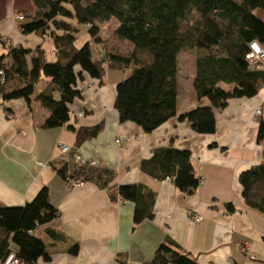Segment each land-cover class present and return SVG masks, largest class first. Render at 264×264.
Segmentation results:
<instances>
[{
	"label": "crops",
	"instance_id": "crops-1",
	"mask_svg": "<svg viewBox=\"0 0 264 264\" xmlns=\"http://www.w3.org/2000/svg\"><path fill=\"white\" fill-rule=\"evenodd\" d=\"M17 13H23L24 20L15 21ZM33 15L31 0H0V36L7 38L0 42L2 64L9 63L8 47L19 45L40 46L54 60L48 38L21 32ZM258 18L264 23V14ZM97 46L93 51L89 45L92 60L99 57ZM204 53L196 50L186 64L191 66L186 69L189 94H177L176 115L149 133L133 122L119 121L115 88L128 72L105 65L101 79L82 74L81 97L69 104V119L58 127H42L48 112L32 98H0V203L22 206L46 186L49 202L57 211L56 217L38 228L45 234L41 240L49 259L39 258L36 264H119L117 257L124 264H141L168 241L176 242L199 264H264V216L244 206L238 182L241 172L264 163V139L257 141L259 122L264 124V88L254 97L230 99L222 111H213V133L192 131L177 116L209 104L205 98L197 100L193 88L195 62ZM44 82V88L35 93L51 88L49 80ZM58 97L54 92V98ZM76 111L84 116L76 117ZM97 124L101 128L95 137L75 145L76 129ZM58 142L83 159L93 160L96 167L112 170L115 186L143 185L153 194L152 217L133 224L131 201H112L105 189L92 183L70 187V181H63L50 166L59 160ZM159 147L190 151L199 178L192 193L140 170L141 160ZM46 229L55 230L63 240L51 241ZM73 245L78 247L75 254L68 251Z\"/></svg>",
	"mask_w": 264,
	"mask_h": 264
},
{
	"label": "trees",
	"instance_id": "trees-1",
	"mask_svg": "<svg viewBox=\"0 0 264 264\" xmlns=\"http://www.w3.org/2000/svg\"><path fill=\"white\" fill-rule=\"evenodd\" d=\"M34 15L21 26L23 34L45 37L51 41L53 62H47L40 46L8 47L9 63H1L4 82L0 98H31L48 112L42 127L54 128L69 119V104L81 97L76 87L86 74L101 79L104 66L128 76L115 88L114 108L120 122L130 121L149 133L177 113V54L186 49L203 50L195 62L193 88L197 100L205 98L208 105L198 106L177 116L198 134L215 130L213 111H222L228 100L251 98L264 88L263 72L251 64L246 55L248 44L256 41L264 49V23L256 10L264 14V0H31ZM113 17L117 25L102 39L98 24ZM87 27L99 46V57L91 59L89 44L74 45L76 28L69 19ZM51 88L35 93L41 78ZM223 85L224 87H222ZM57 92L58 99L54 98ZM57 100V101H56ZM72 130L74 128L70 126ZM100 124L75 130V145L95 137ZM264 139V124L259 122L257 141ZM73 152H69L71 158ZM53 171L65 182L92 183L107 191L110 200L134 204L132 222L138 224L151 218L153 194L141 184L115 186L112 170L56 160ZM140 170L156 180L171 183L186 194L199 184L189 150L159 147L141 160ZM245 207L264 216V163L252 166L238 176ZM49 202L46 186L22 206L0 203V261L11 250L23 264H36L49 259L36 229L56 217ZM53 242L63 236L46 229ZM77 246L68 250L75 254ZM119 264L124 262L117 257ZM141 264H199L176 242L160 244L149 261Z\"/></svg>",
	"mask_w": 264,
	"mask_h": 264
},
{
	"label": "rangeland",
	"instance_id": "rangeland-1",
	"mask_svg": "<svg viewBox=\"0 0 264 264\" xmlns=\"http://www.w3.org/2000/svg\"><path fill=\"white\" fill-rule=\"evenodd\" d=\"M18 14V13H17ZM263 13L260 11H256V17L261 16ZM69 22H71L73 24V26L76 28V32H74V37H75V47L76 48H80L82 45L88 43L91 47V50H95V46L96 43L93 41V39L89 36L88 32H87V27H85L82 24H78L75 20V18L73 19H69ZM117 22L116 20L111 17L108 21L98 24V28H99V32L98 35L100 38L104 39L106 38L109 33L116 27ZM98 47V46H97ZM196 53V49H186V50H182L180 51L177 56H176V63H177V87H178V91L177 94L178 95H184L185 97L189 94V87L185 86L187 84V80H188V72L186 73V69L191 68L190 65H188L187 67V63L191 62L193 59L192 57H194ZM45 54V59L47 62H53L52 57L50 55V51L46 50L44 51ZM45 80H48L47 78L43 77L36 85H35V89L36 91H38L37 89H39V87H43L42 85H45L46 82H44ZM222 87H224L223 85H221ZM57 101V100H56ZM35 236L43 239V237H45V234L43 232L42 229H37L35 230Z\"/></svg>",
	"mask_w": 264,
	"mask_h": 264
},
{
	"label": "built area",
	"instance_id": "built-area-1",
	"mask_svg": "<svg viewBox=\"0 0 264 264\" xmlns=\"http://www.w3.org/2000/svg\"><path fill=\"white\" fill-rule=\"evenodd\" d=\"M15 21H21L24 20L25 15L23 13H18L15 15ZM7 38L5 36H0V42H6ZM248 54L246 55V58L251 64L255 65L256 69H259L263 72L264 76V49L256 42L252 41L248 44ZM4 82L3 78V72L0 69V85H2ZM84 86L78 84L77 89L82 90ZM88 88H92L91 85H88ZM2 105L0 104V111H2ZM261 111L257 109L255 111L256 114H259ZM75 116L78 118H82L84 116L82 111H76ZM116 142L119 143L117 140ZM56 150L58 152L57 154V159L60 161L66 162V163H76V164H83V165H88V166H95V162L93 160H86L80 157L78 154L74 153L72 157L70 158L68 156V153L70 152V147L66 144L58 142L56 144ZM164 180L171 182V179L166 177ZM81 182H73L71 181L69 183L70 187H76L79 186ZM198 220V218L196 219ZM251 259L253 258L252 256L250 257ZM0 264H23L22 261L16 256L15 251L11 249L7 255L0 261Z\"/></svg>",
	"mask_w": 264,
	"mask_h": 264
}]
</instances>
